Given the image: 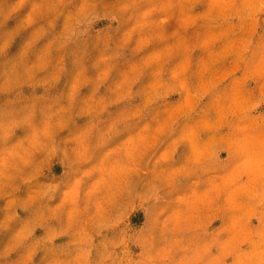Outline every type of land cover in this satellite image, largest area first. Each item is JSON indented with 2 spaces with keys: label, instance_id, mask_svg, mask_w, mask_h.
I'll use <instances>...</instances> for the list:
<instances>
[{
  "label": "rangeland",
  "instance_id": "rangeland-1",
  "mask_svg": "<svg viewBox=\"0 0 264 264\" xmlns=\"http://www.w3.org/2000/svg\"><path fill=\"white\" fill-rule=\"evenodd\" d=\"M0 264H264V0H0Z\"/></svg>",
  "mask_w": 264,
  "mask_h": 264
}]
</instances>
